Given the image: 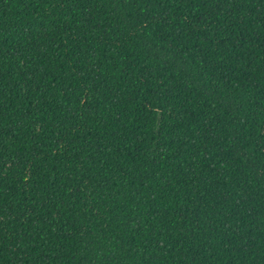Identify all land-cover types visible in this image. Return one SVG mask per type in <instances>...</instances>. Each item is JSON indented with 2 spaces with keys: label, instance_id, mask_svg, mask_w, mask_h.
Segmentation results:
<instances>
[{
  "label": "trees",
  "instance_id": "16d2710c",
  "mask_svg": "<svg viewBox=\"0 0 264 264\" xmlns=\"http://www.w3.org/2000/svg\"><path fill=\"white\" fill-rule=\"evenodd\" d=\"M0 264H264V0H0Z\"/></svg>",
  "mask_w": 264,
  "mask_h": 264
}]
</instances>
